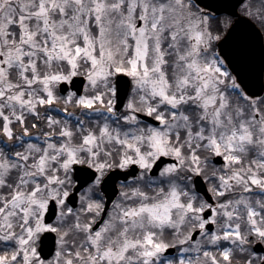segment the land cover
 Segmentation results:
<instances>
[{"label": "snow or ice", "instance_id": "obj_1", "mask_svg": "<svg viewBox=\"0 0 264 264\" xmlns=\"http://www.w3.org/2000/svg\"><path fill=\"white\" fill-rule=\"evenodd\" d=\"M262 30L264 0H0V264H264Z\"/></svg>", "mask_w": 264, "mask_h": 264}, {"label": "clouds", "instance_id": "obj_2", "mask_svg": "<svg viewBox=\"0 0 264 264\" xmlns=\"http://www.w3.org/2000/svg\"><path fill=\"white\" fill-rule=\"evenodd\" d=\"M70 108H71V111L75 113V116L73 117V119H75L76 117H79L80 119H83V120H87L88 119V113H87L86 110H79L78 107L75 106V105L70 106ZM100 115H107V114H93L91 119L94 121ZM123 180H124V177H122V176L116 177L115 178V182H116L117 186H119V184Z\"/></svg>", "mask_w": 264, "mask_h": 264}, {"label": "water", "instance_id": "obj_3", "mask_svg": "<svg viewBox=\"0 0 264 264\" xmlns=\"http://www.w3.org/2000/svg\"><path fill=\"white\" fill-rule=\"evenodd\" d=\"M237 11H238V9H237ZM246 19H249L250 20V22L252 23V24H254L255 25V27L257 28V29H260L257 25H256V23L254 22V21H252L250 18H246ZM165 159H167V158H165Z\"/></svg>", "mask_w": 264, "mask_h": 264}, {"label": "flooded vegetation", "instance_id": "obj_4", "mask_svg": "<svg viewBox=\"0 0 264 264\" xmlns=\"http://www.w3.org/2000/svg\"><path fill=\"white\" fill-rule=\"evenodd\" d=\"M254 21V20H253ZM256 22V21H255ZM257 23V22H256ZM257 25L260 27V25L257 23ZM262 31H264V30H262Z\"/></svg>", "mask_w": 264, "mask_h": 264}]
</instances>
